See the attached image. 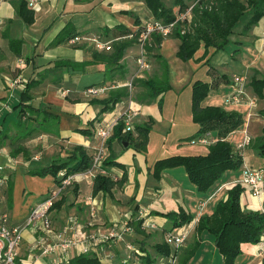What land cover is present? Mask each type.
<instances>
[{
  "label": "crops",
  "instance_id": "0c3cea01",
  "mask_svg": "<svg viewBox=\"0 0 264 264\" xmlns=\"http://www.w3.org/2000/svg\"><path fill=\"white\" fill-rule=\"evenodd\" d=\"M12 2L13 0H0V102L6 103L8 106L7 109L0 112V126L3 130L0 148L11 152L12 145L15 143V135L21 136L14 127L18 111L13 110V107L18 104L20 92L19 89L11 91L9 87L10 83L19 77L23 82L33 80L37 82L36 86L30 90V100L26 104L40 106L47 113L58 118V125L54 134L39 133L32 139L18 144L23 146L30 142L41 146L42 156L39 163H42L43 157H46L47 165L45 163L36 169L50 165L55 159H65L76 147L82 148L88 156H91L94 147L93 135L86 137L78 131L88 129L92 133L98 123L108 122L118 117L126 109L122 100L126 98L131 100V98L130 95L122 98L118 103V108L104 114L99 113L102 106L92 105L91 101L107 99L110 91L118 89L115 88L117 85L121 86L119 88H124L122 86L133 78L136 70L135 67L129 68L125 64L126 54L133 50L138 52V49L132 47L127 50L121 60L126 68V73L123 78L116 76L112 82H104V66L100 64L88 67L85 73L74 72L71 69L65 71L59 81L53 76L46 75L47 65L58 60H68L79 64L91 59L90 53L87 52L90 44L83 42L69 44L68 41L63 43L56 41L59 35L64 31L66 32L67 29L69 34L73 33L75 36L82 37L101 35L102 29L107 28L111 29L108 36L112 38L116 36V33L119 34V31L113 30L115 27L124 26L130 31L137 29L134 26L133 15L137 16L144 26L148 20L153 19L144 4V0H135L134 2L133 0H37L39 7L37 12L27 6V9L33 12L31 25H26L16 14ZM129 12L133 14L129 15ZM235 28L229 37V43L223 50L210 49L205 53L201 47L194 54L192 60L196 68H200L202 74H199L197 78L191 74L187 85H191L195 81L208 83L210 90L207 97L201 102V107H218L241 117V125L228 134L225 141L235 147L245 135L250 136L251 143L244 150L241 163L251 169H264V157L260 154L264 129V89L258 94L251 85L253 81L264 79V16L249 31L243 33L242 28L240 33H236V37L233 36ZM164 43L171 44L176 55L180 41L167 37L162 40L158 48L165 46ZM155 49L156 47L152 48V51ZM43 69H46V73L39 75ZM154 77H156L155 74L152 75V78ZM235 77L244 79L241 102L239 104H227L226 99L235 90L233 84ZM109 85L110 87H108ZM88 87L105 88V90L92 97L85 93ZM60 90L68 91L65 98L59 96ZM139 91L141 92L140 87L133 88L134 95ZM131 106L139 110L140 116L139 122H133V124L141 125L151 118L153 121L152 130L155 122L149 114L150 111L143 110V107L140 108L132 102ZM158 108L159 118L164 122L162 109L159 106ZM137 118L138 116L135 117V121ZM165 123L167 128L164 131L166 133L172 130L173 124L176 128H185V131L179 129L180 131L176 133L178 143L173 147L174 152L168 156L207 154L208 146H191L190 142L185 141L194 136L199 128L193 123L191 117V88L189 95L185 97L182 111L180 109L175 110L171 120H166ZM209 134L214 141L217 140L216 132ZM151 136L150 131L145 153L136 152L129 144L124 147L121 143L111 142L110 147H108V155L109 149L116 153V161L124 165L127 173V182L122 190H114L112 196L99 193L93 197L91 195L93 180L91 176L86 173L73 175L74 180L71 186L66 188L62 195V207L49 213L53 229L59 230V228L64 227L68 217L76 218L85 229H89L92 223L91 230L96 228L97 231H103L105 228L126 219L130 227L128 234H126L130 237L135 236V239L138 238L137 241L140 242L138 247L145 248L153 255L148 248L149 240L147 238V234L149 235L151 231L143 230V233L138 234L131 222L137 219L140 213H143L144 220L156 225L157 230L154 231V236L161 241L164 231L167 233L170 229V224L165 218L155 214L183 211L192 217V225L184 246L179 250V256L182 259L185 255L184 252L190 249L194 240L197 239L194 234V227L198 219L202 216H210L217 204L226 200L227 191L233 186L239 185L243 189L240 197V207L243 211L259 212L264 216V180L260 185V194L258 196L252 195L250 189L241 184V167L223 173L220 180L216 181L205 193L199 192L189 182L186 173L184 175L182 173L185 172L183 168L164 170L159 179H155L148 170L153 162H149L145 158L146 155L149 156L150 154ZM109 171L106 170L107 175L114 180L120 179L123 174V171L117 168H111ZM13 173L14 171L7 175V181L0 185V203H12L9 192ZM25 182L31 187H29L28 192L30 196L26 197L21 205L23 209L20 212H14L8 210L6 204L0 208V216L7 213L11 226L21 224L30 209L55 186L51 176L45 178L27 177ZM150 182L154 183V187L150 188ZM21 190L23 197L26 191L20 188L15 191L20 195ZM135 207L137 212L134 213L132 209ZM93 209L96 212L93 213ZM39 237L41 236L30 230L24 232L23 241L18 251L21 260L27 258L31 244L35 243L34 241ZM198 240L199 245L187 264L223 263V258L215 248L214 237L211 234L202 232ZM157 243L159 242H155L154 245ZM136 245L130 244L128 247L136 250L138 255H143L139 249L137 251ZM101 247L95 252L98 258L100 255L104 256V248L101 249ZM100 251L101 253H99ZM111 251L115 258L111 260L114 263L110 264H119L118 262L126 264L129 262L128 259L132 261L130 264H139L138 255L132 254L128 256V259L118 261L116 259L117 252L113 249ZM77 255L73 253L70 260ZM41 257L46 256L33 259L32 264H41L39 263ZM46 258L47 264H53L55 256H50V259ZM263 258L264 229L257 244L241 245V252L235 259V264H261ZM154 264H166V262L163 259H157Z\"/></svg>",
  "mask_w": 264,
  "mask_h": 264
},
{
  "label": "trees",
  "instance_id": "16d2710c",
  "mask_svg": "<svg viewBox=\"0 0 264 264\" xmlns=\"http://www.w3.org/2000/svg\"><path fill=\"white\" fill-rule=\"evenodd\" d=\"M192 1L173 0L172 8H167L161 0H144V4L150 12L153 18L152 20L169 24L175 20V14L183 12L189 5V2ZM12 4L14 5L16 14L23 22L26 25H31L33 23V12L27 9L26 1L13 0ZM207 4V8L200 9L197 7L194 9L193 18L184 34H181V24H177L168 36L169 38L180 41L176 58L182 62L192 60L194 54L201 47H203L205 53L210 49L216 51L223 50L229 43V37L233 29L247 12H249L250 16L243 26V33L249 31L264 16V0H244V2L241 0H213L212 3ZM174 8L177 9V13L173 11ZM128 14L132 15L133 13L129 12ZM133 19L134 26L137 27L135 30L130 31L124 26H118L113 30L119 31V34L116 33V36L112 38L108 36L111 29L107 28L102 29L101 35H95L102 43H107V48L112 50L110 53H105L106 50L98 51L94 45H88L87 52H90L91 57L89 61L76 64L68 60H58L47 65L46 75L53 76L59 81L65 71L71 69L74 72L85 73L88 67L100 64L104 66V82H112L116 76L123 78L126 73V68L121 63V60L125 52L138 43V35L144 27L137 16L133 15ZM73 37L75 35L73 33L69 34L67 29L66 32L64 31L59 35L56 41L63 43ZM163 39L159 35H153L152 45L158 48ZM151 47V45L146 46L148 51H150ZM44 73H46V69H43L39 75H44ZM137 83H139L141 89V92L139 91L136 96L138 101L150 102L167 90L166 84L160 87L156 84L155 79H139ZM36 84L37 82L34 80L30 82L25 81L24 87L19 90L21 93L18 104L13 107L14 111H18L17 121L14 123V127L21 136L15 135L16 137H14L15 143L12 145L11 158L17 155L15 145L30 140L39 133L54 134V130L58 125V118L47 113L45 109L37 105L26 104L30 100L29 92ZM251 85L255 92L260 94L264 89V79L253 81ZM209 90L210 85L201 81H195L191 85V117L193 123L199 128L194 136L187 138L185 141L191 142L211 132H216L217 140H213L212 144L208 146L206 155H172L155 161L148 168L150 174L155 179H159L164 170L181 167L185 170L189 182L199 192L205 193L216 181L220 180L223 173L237 170L241 167V160L235 154V148L225 141L227 135L241 125V117L218 107H201V102L207 97ZM128 95L129 92L126 88H118L110 91L107 99L94 100L91 101V104L102 106L99 112L100 114L110 113L115 108V105L120 103L121 99ZM152 122V119L149 118L144 124L134 125L133 133L127 134H122L121 131L124 125L123 122H118L108 142V147H110L111 142L115 141L122 145L127 143L136 152L145 153ZM78 132L86 137L94 134V131L91 133L88 129L79 130ZM262 140L263 144L260 154L264 157V129ZM19 150L23 151L24 149L20 148ZM116 160L117 154L109 149V155L104 160L102 167L108 171L111 168L122 170L123 174L121 178L114 180L109 175H96L92 180L91 195L93 197L99 193L112 196L114 190H122L124 184L127 182L125 167ZM90 168L91 156H88L82 148L76 147L65 159H55L50 165L35 169L30 174L31 176H38L40 178L51 176L54 179L55 186H57L63 178L84 173ZM61 172L64 173L63 177L58 176ZM242 193L243 189L239 185L233 186L227 191L226 200L219 202L210 216H202L198 219L194 227V234L197 239L194 240L192 247L184 252L185 255L182 259L179 256V250H174L168 245L165 240V235L168 232H173L176 229L188 225L191 223L192 217L183 211L177 213H154L156 216L165 218L170 224V229L167 233L164 231L161 242L153 245V255L142 247L139 248L143 253V255H138L137 257L139 264H154L157 259H163L167 263L172 257L176 259V263L178 264H187L199 245L198 237L202 232H207L214 237L215 248L223 258L222 264H235V259L241 252V245L257 244L260 241L264 229V216L261 213L245 212L241 209L240 197ZM62 205L63 198L61 196L50 211L58 210ZM142 222V220L137 219L131 222L138 234L143 233ZM68 264L103 263L99 261L95 254L89 253L86 255H77L69 260ZM261 264H264V258Z\"/></svg>",
  "mask_w": 264,
  "mask_h": 264
},
{
  "label": "built area",
  "instance_id": "2783aa9c",
  "mask_svg": "<svg viewBox=\"0 0 264 264\" xmlns=\"http://www.w3.org/2000/svg\"><path fill=\"white\" fill-rule=\"evenodd\" d=\"M213 0H193L187 8L180 13L175 14V20L169 24H163L161 21L151 20L145 23L143 29L138 35V43L141 46V54L136 60L137 70L139 73H147L150 70V64L147 60V57L144 54L143 49L149 45L153 35H159L162 38H167L174 27L177 24H181V34H184L188 25L190 24L193 18V11L195 8L199 7L200 9L207 8V3H212ZM26 4L34 12L39 10L37 6V0H26ZM77 42H83L86 44L94 45L98 51H102L107 48V43H102L96 36H75L68 40L69 44H75ZM137 76V75H136ZM141 77H144L141 76ZM133 80L131 79L124 88L129 92L133 90ZM25 82L21 81L18 77L14 79L9 87L11 90L22 89ZM233 84L235 90L231 96L226 99L227 104H239L241 102V96L243 94V84L244 79L242 77H235L233 79ZM121 86H115L119 88ZM105 90V88H87L85 93L87 96H96L100 92ZM59 96L65 98L68 94L66 90H60L58 92ZM119 105L116 104L115 108H118ZM8 106L6 103L0 102V112L3 109H7ZM139 112L138 109H135L131 106L127 107L122 114L114 118L111 121L100 123L96 126L93 134L94 138V147L91 154V168L84 172L91 176L93 179L96 175H107L106 170L102 167L104 160L108 157V145L107 142L111 139L113 131L117 126L118 122H123L122 134L133 133L134 126L133 121ZM2 129L0 127V137ZM213 142V139L209 133L203 135L202 137L196 138L190 142V144H197L201 146H209ZM251 138L248 135H245L241 142L235 145V154L238 158L243 160L244 150L250 145ZM3 152L0 148V158H2ZM7 163L6 166H0V185L7 181V172L14 171V160L9 156H6ZM241 184L245 187H248L254 196L260 194V185L264 180V169H251L247 166H244L241 163ZM64 173L61 172L58 174L59 177H63ZM74 180L73 175L63 178L59 185L54 186L42 199H40L29 211L25 220L16 226L9 225V219L7 214H2L0 216V264H32V260L36 259L39 256H55L54 264H68L69 258L64 256L68 250L76 248L78 250V255H86L93 248L97 247L100 243H105L113 239L120 240L121 236L116 234L114 231L106 233V235H96V234H85L83 228L76 222L73 223V227H70L69 230L72 233V237H65L62 233H59L55 236L56 243L50 244L49 238L50 234L54 233V229L49 218V213L52 206L59 201L65 189L71 186ZM127 225V224H126ZM191 223L185 225L179 229L174 230L173 232L167 233L165 235V240L170 247L174 250H180L191 231ZM152 225H144L142 223V229L150 228ZM155 228V226L153 227ZM26 230H41L42 235L38 239V242L32 243L29 248V254L25 260H21L18 255L19 248L23 241V234ZM124 231H129L128 225L125 226ZM166 264H176V259L172 257L168 260Z\"/></svg>",
  "mask_w": 264,
  "mask_h": 264
},
{
  "label": "rangeland",
  "instance_id": "374dc122",
  "mask_svg": "<svg viewBox=\"0 0 264 264\" xmlns=\"http://www.w3.org/2000/svg\"><path fill=\"white\" fill-rule=\"evenodd\" d=\"M135 0H133L134 2ZM164 5L167 8H172V2L173 0H161ZM242 2H244V0H241ZM191 3V2H189ZM176 8L173 9V11L175 13L176 12ZM250 14L249 12H247L243 18L238 22V24L236 25V28L234 30V37H236V33H240V31L242 30L244 23L248 20ZM127 17V16H126ZM129 17V16H128ZM124 23L125 21L122 20ZM151 21V20H148ZM147 21V22H148ZM146 22V23H147ZM152 46L150 51H148V49L145 47V49H143L145 56L147 57V60L150 64V70L149 72L145 73H139L137 70V65H136V60L138 59V57L141 54V46L139 45V43H137L134 47H137L138 52L136 50L130 51L126 54V60H125V64L129 67V68H136L135 72H134V76L132 78L133 82V88L134 87H140L139 83H137V80L139 79H155V82L158 86H162L163 84L167 85V90L164 91L163 94L158 95L155 99L151 100L150 102H146V101H138L137 100V95H134L133 90H131L130 92V98H126L122 100V104L125 108L129 107L130 103L132 102L133 104L139 106L140 108L143 107V110L147 109L148 111H150L149 114H151V116L153 117V120L155 122L152 130H151V147H150V154L149 156H145L146 160H149V162H155V160H160L168 157V154H172V152H174L173 147H175L174 145L177 142V138H176V133H178L180 130L181 131H185V128H176L174 127L173 124V128L171 131H169V133H166L164 130L167 128L165 121L167 120H171V118L174 116L175 110H179L182 111V109L184 108V104H185V97L187 95H189L190 92V88L191 85H187L188 83V79L190 78L191 74H193V76L195 75L194 78H197L199 76V74H202V71L200 70V68H196L193 60L192 61H187V62H182L180 61L178 58H176V55L174 53V49L171 46V44H165V46H163L162 48H156L155 51H152V48L154 49L155 46L152 45V39L149 43L148 46ZM91 50V49H89ZM92 51V50H91ZM104 51V50H102ZM112 50L109 49L107 50L105 53H110ZM90 53V52H89ZM124 54V56H125ZM161 58V60H159ZM135 62V63H134ZM162 62V63H161ZM153 69V72H152ZM191 69V70H190ZM156 77L152 78V75ZM137 75V76H136ZM144 77H141L143 76ZM22 85H24V83H22ZM187 86V87H186ZM24 87V86H23ZM21 90V89H20ZM12 91V90H11ZM133 92V95H131ZM21 93V92H20ZM133 96V97H132ZM188 100V98H187ZM145 102V103H144ZM177 103V105H176ZM158 106L162 109V113L164 114V118L165 121L162 122V120L159 118V108ZM139 113V112H138ZM137 113V114H138ZM145 114V113H144ZM178 115V113H177ZM138 118L136 119V121L134 120L133 122L138 123L140 116L139 114L137 115ZM171 124L172 122L169 121ZM134 125V124H133ZM183 127V126H181ZM180 129V130H179ZM185 134V133H184ZM31 145H33V147H31ZM197 144H192L191 146H195ZM17 148L15 152H17V155L15 157L12 158V160H14V173L12 176V180L10 183V192H9V196L11 198V202L7 203L4 202L5 204H3V202L0 203V208H2L4 205L6 206V208H8V210H13L14 212H20L23 208L21 207L23 200H25L26 197H29L30 195H28L29 190L31 186H29L28 184H26L25 182V178H29V177H34L31 176L30 172L33 171L34 169H36V167L38 166H43L45 165V163L47 162V158L43 157V161L42 163H39L40 158H41V154H42V149L41 146L36 144V143H26V145H15ZM20 147H25L23 148V151H20L18 148ZM3 152V157L0 158V166H6L7 163V159L6 156L9 153V156H11V152L10 150L7 152V150L2 149ZM46 155V154H45ZM172 156V155H170ZM16 159V160H15ZM154 160V161H153ZM47 165V163H46ZM181 168V167H178ZM13 172V171H12ZM11 172H7V175H9ZM184 175V171L182 172ZM152 181V178L150 179ZM150 188L154 187V183L150 182L149 183ZM20 188L23 189L24 191H26V193L24 194V196L22 197V190L20 192V195L16 193V189ZM15 189V190H14ZM104 195V194H103ZM22 197V198H21ZM12 204V206H11ZM137 206V205H136ZM133 208L132 211L135 213L137 212V210ZM92 212H96V210H92ZM92 213V214H93ZM143 213H140V215L138 216L137 220H142L144 222V225H152L149 226L150 228H145L144 231H151V233L148 235L147 234V238H148V248H150L151 253L154 254L153 250H152V246L154 245L155 242H161L160 239L158 237L154 236V231L157 230V227L155 224H153L152 222H147L145 219V217L143 216ZM148 220V219H147ZM71 221L76 222L77 224H79L81 226V228H83V232H85V234H100V235H106V233L108 232H112L114 231L116 234L121 236L120 240H110V241H106L105 243H100L97 247L93 248L89 253H93L95 254V256H97V252L98 248L100 246L101 249L104 248V256L100 255L98 259H100L99 261L103 264H110V263H114L111 262V260H113L115 258V255H113L112 253V249L114 251L117 252V257L116 259L118 261L122 260V259H128V256H131L132 254L138 255L134 250L132 249V247H128L130 244H137V251L139 249L138 244L140 243L139 241H137L138 238L135 239V236L130 237L128 236V231H124L125 230V226L128 225V220H123L121 222L115 223L113 225H111L110 227L105 228L103 231H97L98 229L94 228L93 230H91L90 227H92V223L89 226V229H85V227L79 223L76 218L74 217H68L66 220V224L64 225V227L59 228V230L54 229V233L50 234V238H49V242L50 244H54L56 243V239L55 236L58 235L59 233H62L63 236L65 237H72V233L69 230L70 227H73V223H71ZM142 222V223H143ZM127 224V225H126ZM155 226V228H153ZM129 227V226H128ZM34 233H37V235L43 236L41 233V230H30ZM143 231V230H142ZM127 233V234H126ZM170 233V232H169ZM161 238V237H160ZM39 239V238H38ZM38 239L34 242H38ZM134 241V242H131ZM130 242V244H129ZM110 249V250H108ZM145 249V248H144ZM108 250V251H107ZM146 250V249H145ZM102 251V250H101ZM101 251L99 253H101ZM73 253H78V250L76 248H72L70 250H68L66 253H64V256L69 258L71 257V255ZM88 253V254H89ZM50 256L53 257V255H48L46 257H48L50 259ZM46 257H41L39 259V263L41 264H47V258ZM98 257V256H97ZM115 261V260H114ZM129 262H127L126 264H130L132 261L128 259ZM119 264H123L121 262H118ZM54 264V261H53ZM65 264V263H62ZM133 264V263H132Z\"/></svg>",
  "mask_w": 264,
  "mask_h": 264
},
{
  "label": "water",
  "instance_id": "95a60500",
  "mask_svg": "<svg viewBox=\"0 0 264 264\" xmlns=\"http://www.w3.org/2000/svg\"><path fill=\"white\" fill-rule=\"evenodd\" d=\"M127 146V143H124V147H126Z\"/></svg>",
  "mask_w": 264,
  "mask_h": 264
}]
</instances>
